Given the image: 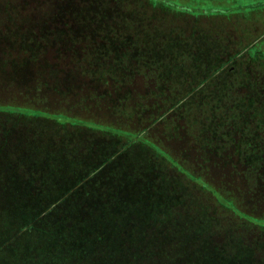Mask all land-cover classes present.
Masks as SVG:
<instances>
[{
	"label": "trees",
	"instance_id": "1",
	"mask_svg": "<svg viewBox=\"0 0 264 264\" xmlns=\"http://www.w3.org/2000/svg\"><path fill=\"white\" fill-rule=\"evenodd\" d=\"M41 9V16L52 17L53 13L48 9ZM107 9L106 2L95 6L92 2L89 7L76 6L70 10L75 21H0V24L7 23L11 28L16 26L10 35L12 39L20 35L22 40L19 49L15 43L0 47V82L6 83V86L25 88L26 93L24 101L22 98L16 101V98L6 100L1 97L0 106L23 105L39 117L25 114L23 108L21 113L20 109L0 112L4 113L0 116L2 131L5 130L3 120H7L5 125H10L8 132L14 133V136L0 141V171L11 176V171L21 164L29 177L38 182L40 180L35 182L42 186L49 177L60 176L58 168L64 161L70 165L74 159H80L88 167L106 166V162L107 165L117 166L116 176L131 180L129 191H134L139 180L150 178L154 185L159 183L153 188H159L156 198H162L165 205L157 209L168 211V214H149L152 223V217L163 220L169 215L178 222L198 226L183 236L187 239L185 243L192 238L197 239L196 246L189 248L194 252L191 258L199 256L196 251H209L220 262L264 264V228L252 242L244 241L242 233H239L224 237V242L217 249L211 246L216 228L211 209L196 203L199 198L194 199L193 190L189 188V174L183 176V170L176 167L174 170L178 175H170L173 169L158 165L165 157L174 161V155H170L172 151L161 143L157 144L151 136L156 125L157 128H164V136L168 135L166 130L172 126L171 130H177L178 122L175 121L185 117L188 137L202 136L204 142L195 139L193 145L200 144L196 151L190 152L189 149L188 158L187 153L182 155L187 162L201 161L203 165L205 154H210L213 160L231 159L230 155H224V149L234 146L238 164L247 166L246 173L249 171L256 178L255 174L264 162V123L259 132L254 130L255 134L242 129L251 123L245 124V121L253 113L257 112L264 121V97L258 99L257 85L252 89L250 85L244 88L237 84L239 81L230 79L238 69L247 72L251 69L243 65L231 67L233 57L231 60L220 57L224 50H216L212 45L213 39L200 37V23L198 31L190 32V29L189 35L182 32L170 37L180 29L173 26L165 29L163 26L164 29L161 27L150 32L147 28L150 27L149 21H126L122 14L117 13L110 16L117 21H107ZM239 23L253 25L247 21ZM23 25L25 29H22ZM44 25L55 28L46 30L42 27ZM32 26L41 28L34 30ZM134 28L146 33H130ZM155 33L158 35L155 36ZM194 33L199 35L196 40L191 38ZM134 34L141 37L125 39V36ZM233 39L238 38L233 35ZM215 64H219V68L215 69ZM211 65H215L214 69L206 73H223L219 78L222 83L208 88L209 82L202 75ZM246 81L248 85L249 80ZM41 101L43 104H40ZM55 113L69 115L82 124L93 122L99 126L88 130L85 126L64 127L55 121L48 124L38 121L40 116L53 118ZM190 124L196 126V133L194 128H189ZM134 146L144 155V162L135 160L130 152V155L120 158L123 155L120 151L126 149V152L127 148ZM196 152L198 158H193ZM114 155L116 158H113ZM154 169L153 177L149 176ZM76 171L73 167L70 169L72 174ZM18 179L13 177L10 183L0 182V259L5 258V264H148L151 261L152 253L139 252L135 240L124 248L126 252L121 255L112 254L115 249L106 255L92 253L90 257L82 250H60L52 225H30L33 217L28 210L39 204L33 206V200H26L25 197L13 200L14 195L31 194L29 187L33 186L16 182ZM16 186L28 189L21 191ZM55 186L59 188L60 183L57 181ZM85 189L89 190L91 186ZM33 190L37 189L32 187ZM2 195H10L11 204L6 205ZM173 204L177 206L173 208ZM195 206L201 207L202 211L193 209ZM150 208L152 206L147 209ZM172 209L177 212L171 213ZM219 211L223 209L219 208ZM257 219L264 225V217ZM75 232L81 233L80 230ZM113 232L120 235L118 229ZM171 235L177 236L175 232ZM97 238L104 241L101 236L97 235ZM236 259L242 261L238 263Z\"/></svg>",
	"mask_w": 264,
	"mask_h": 264
},
{
	"label": "rangeland",
	"instance_id": "2",
	"mask_svg": "<svg viewBox=\"0 0 264 264\" xmlns=\"http://www.w3.org/2000/svg\"><path fill=\"white\" fill-rule=\"evenodd\" d=\"M92 2L94 6L106 2L108 8L106 12L107 21H117V18L110 17L111 14L117 13L122 14L126 21H149L150 27H146L149 28L150 32H155V29L158 31L161 27L164 29L163 26L165 29L171 26L180 29L178 33H174L176 35H170V37L180 35L182 32L189 35L190 29L192 30L190 32L198 31L197 29L201 24L200 37L213 39L212 45L215 46L216 50H224L220 57L230 60L233 57L232 66H229L237 68L243 65V67L251 69L248 72L245 69H238L234 73L235 76H230V79L234 82L239 81L237 84L244 86V88L250 85L249 88L252 89V86L257 85L260 95L258 99H262L261 96L264 97V0H0V21H75L70 10L73 7L75 9L76 6L89 7ZM41 8L52 12V17L41 16ZM239 19L253 23V25L240 24ZM194 22H197L196 26ZM109 26H112L110 22ZM11 27L7 23L0 24V47L15 43L18 44L19 49L22 40L20 35L17 39H12L10 33L17 27ZM42 27L46 30L55 28L52 25ZM59 27L61 26L59 25ZM32 28L37 30L41 27L32 26ZM22 29H25V25L22 26ZM135 29L133 31L130 29L127 33L129 31L130 33H146L141 30L135 31ZM232 34L238 39L231 40ZM156 35L158 33H155ZM136 37H141V35L125 36V39L133 40L131 38ZM197 37L199 35L196 33L191 36L194 40ZM195 43L197 45V42ZM224 45L226 47L223 48ZM201 49L203 50L202 47ZM215 65V69L219 68V64ZM215 65L207 68L202 75V78H207L209 82L208 88H212V85L216 87L217 83H222L219 78H222L223 73H206L209 69V71L214 69ZM246 80H249L248 85H246ZM24 89L6 86V83L0 82V98L5 97L6 100L16 98V101L22 98L24 101ZM40 104H43L42 101ZM8 107L9 109H5ZM21 108L25 114L35 115V112L18 104L0 106V112L9 113L12 109H20L19 113H21ZM3 115L4 113L0 114V116ZM22 115L25 116L23 113ZM40 117L38 121H42L43 124L55 121L64 127L80 128L85 126L88 130L90 128L95 130L94 127L99 126L93 122L82 124L69 115H62L61 113H55L53 118ZM36 118L39 117L36 116ZM6 121L3 120L4 131L0 126V141L2 142L8 137L14 136V133L8 132L10 125H5ZM172 121L174 120L172 119ZM175 122H178L176 124L177 130H171L172 126L170 130H166L168 135L165 136L163 127L152 126V128L156 127L151 131V136L156 143L163 144L168 151H172L170 155H174V161L171 162L165 157L162 159L164 160L163 163L158 162V165L161 164L168 169H173L169 172L170 175H178L177 171L174 170L176 167V169L183 170V176L190 175L191 179L187 180L189 181V188L193 190L194 199L195 197L199 198L196 203L201 206L205 204L206 209H211L210 212L216 220L215 234L211 244L214 249H217V246L224 242V237L235 236L239 233H242L244 241L252 242L261 232L260 229L264 228L261 221L257 219L264 217V162L256 172V178H253L249 171L246 173L247 166L238 164L234 155V146L224 149V155H230L231 159L219 160L216 158L213 160L210 154H205V156L203 155L205 162L203 165L201 161L188 160L187 162L186 157L184 158L182 155L185 156L187 153L188 158L189 149H191L190 152L196 151L200 144L195 146L193 144L196 143V140L204 144L203 138L202 136H197L198 138L188 137L189 129L185 117ZM263 123V118L256 112L245 121L247 128L242 130L245 129L249 134H255L254 130L259 132ZM195 127L190 124L189 128L191 130L194 128L196 133ZM6 132L8 133L2 136ZM125 150L120 151L123 152L120 158L131 153L135 160L144 162L142 158L144 155L141 154L139 148L136 149L134 146L127 148L126 152ZM204 151L209 152L207 149ZM12 154L14 153L12 152ZM197 156V152L192 155L193 158H198ZM113 158H116V155ZM104 163L106 166L88 167V164L80 159H74L70 165H68V161H64L61 163L62 166L58 168L60 176L49 177L45 185L42 183V186L37 184L40 180L38 182L30 178L23 165L18 164L17 169L11 171V176L6 173L2 174L0 171V182L10 183L12 182L11 178L17 177L19 179L16 182H24L26 185H33L32 187L37 189L32 192V187H29L31 194L26 192L25 195H21L19 192L20 195H14L12 198L14 200L18 197H25L26 200H33V206L39 204L37 207L28 210L33 217L30 225H38L39 227L41 225L44 227L47 224L52 225L56 230L55 242L58 243L60 250H82L85 251L86 256L90 257L92 253L106 255V253L111 252V249H115L112 254L121 255L126 252L124 248L130 246L135 240V247L139 252L152 253L151 261L152 259L153 261L148 264H234L233 262H220V259H216L209 251H200V253L196 251L199 256L191 258L194 252L189 251V248L196 246L197 239L192 238L188 243H185L187 239H183V236L196 230L198 226L186 225L182 221L178 222L169 215L163 220L161 217H152L153 223L149 219V214H168V211H158L157 209V207H164L165 205L162 198H156L159 194V188H153V186L158 187L159 183L154 185L150 178L139 180L137 187L133 189L134 191L131 189L129 191L128 186L131 180L120 175L116 176L117 166ZM72 167L77 170L75 174L70 173ZM153 173H155V169L148 175L152 176ZM57 181L60 183L59 188L55 186ZM121 182H123L122 186ZM87 186H91V189H85ZM16 187L21 191L28 189L27 187ZM82 188L84 189L81 191ZM1 197L5 200L6 205L11 204L9 203L10 195H2ZM169 202L172 201L169 200ZM170 205L171 203L168 206ZM151 206L152 208L147 209ZM176 206L172 205L173 208ZM219 208L223 211H219ZM193 209L202 211L199 206H195ZM237 211L252 218L242 217V214ZM170 212L175 213L177 211L172 209ZM114 229H118L120 235H115ZM77 230H80L81 233L77 234L75 232ZM171 231L172 233L175 232L177 236H172ZM97 235L101 236L104 241H101V238L98 239ZM9 249L10 247L6 250ZM0 261L6 263L5 258L0 259ZM235 261L239 263L242 260L236 259ZM64 264H72V262H65Z\"/></svg>",
	"mask_w": 264,
	"mask_h": 264
},
{
	"label": "crops",
	"instance_id": "3",
	"mask_svg": "<svg viewBox=\"0 0 264 264\" xmlns=\"http://www.w3.org/2000/svg\"><path fill=\"white\" fill-rule=\"evenodd\" d=\"M225 20V19H224ZM242 20V19H241ZM239 21H240V19H239ZM242 21H244V20H242Z\"/></svg>",
	"mask_w": 264,
	"mask_h": 264
}]
</instances>
